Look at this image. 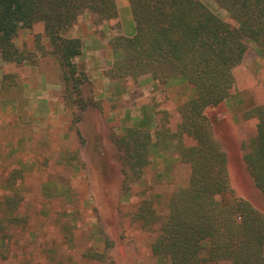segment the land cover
I'll list each match as a JSON object with an SVG mask.
<instances>
[{
	"label": "rangeland",
	"instance_id": "rangeland-1",
	"mask_svg": "<svg viewBox=\"0 0 264 264\" xmlns=\"http://www.w3.org/2000/svg\"><path fill=\"white\" fill-rule=\"evenodd\" d=\"M201 1L233 23L214 0ZM82 18L66 33L81 41V54L73 59L77 73L85 75L78 92L71 79H63L40 23L17 28L13 41L23 55L20 63L5 64L0 58V264H167L152 254V232L133 220L132 213L146 191L166 198L183 182L188 168L175 160L176 139L153 138L148 166L126 191L115 138L129 128L154 134L162 124L175 133L176 106L188 91L179 79L162 85L149 73L112 77L110 71L121 56L111 43L113 36L109 45L119 55L104 70L106 77L126 88L124 94L130 98L141 96L136 85L141 76L150 80L145 97L119 100L91 80V71L85 72L84 41L73 34L75 30L88 34ZM88 20L91 32L103 36L105 31L98 27L104 23ZM105 25L107 30L114 28ZM127 30L135 31L131 21ZM234 78L228 96L206 110L227 157L229 190L222 200L242 198L264 214V195L242 160L256 132V119H246L244 113L264 104V59L252 42L247 43ZM141 104L152 106V118L138 107ZM125 108L147 121L127 125L110 117ZM182 142L190 144L191 137L185 135Z\"/></svg>",
	"mask_w": 264,
	"mask_h": 264
},
{
	"label": "trees",
	"instance_id": "trees-1",
	"mask_svg": "<svg viewBox=\"0 0 264 264\" xmlns=\"http://www.w3.org/2000/svg\"><path fill=\"white\" fill-rule=\"evenodd\" d=\"M128 1L135 32L111 39L121 50L111 76L130 79L149 73L162 85L179 79L188 91L176 106L175 133L162 124L154 134L129 128L115 138L126 191L148 166L153 138L176 139L175 160L188 168L166 198L145 190L133 220L150 229V250L167 264H264V214L242 198L223 202L229 190L227 157L206 114L232 90L248 42L264 59V0H214L233 23L201 0ZM84 16L96 25H119L114 0H0L1 60L20 63L23 55L13 41L17 28L40 23L63 79H71L78 92L85 75L77 73L73 59L81 54V41L66 33ZM244 118L256 119V132L242 160L264 195V104L245 111ZM185 135L190 144L182 142Z\"/></svg>",
	"mask_w": 264,
	"mask_h": 264
},
{
	"label": "crops",
	"instance_id": "crops-1",
	"mask_svg": "<svg viewBox=\"0 0 264 264\" xmlns=\"http://www.w3.org/2000/svg\"><path fill=\"white\" fill-rule=\"evenodd\" d=\"M115 6L117 9L118 14V22L119 25L117 28H111L109 30L106 29L105 23L103 25H100L98 29L104 30L105 33L103 36L99 37L97 34H93L91 31L93 28L91 27L88 17L84 16L81 19V23L85 26L88 34H81L80 32L77 33L76 30L73 31V34L79 36L84 42L82 46V59L85 62V72L89 73L91 71L92 75V81L99 82L101 87L105 89H110L112 93L117 95L119 97V100H136L140 99L142 97H145L149 93V87H150V80L148 75H143L138 79L137 87L138 91L141 92V96L135 97V95H132L130 98V94L125 95L124 91H126V88L118 87L114 84V82L106 77L104 74V70L109 67L110 64H112L115 57L119 55L118 50H113L110 48V38L116 35H123L126 37L132 36L134 33L128 32L127 25L128 22L131 21L132 24H134L133 17L130 11L129 7V1L128 0H114ZM126 21V24L125 22ZM135 32V31H134ZM145 90V92H144ZM134 92V91H133ZM136 92V90H135ZM116 99V97H114ZM141 110H143L148 118H152L153 116V110L152 106L150 104H141L138 106ZM110 117L118 118L123 123L130 125L133 123H144L147 120H145V116L140 114H135L134 111H131L129 108L123 109L120 113H112L110 114ZM150 121V120H149ZM148 121V122H149Z\"/></svg>",
	"mask_w": 264,
	"mask_h": 264
}]
</instances>
